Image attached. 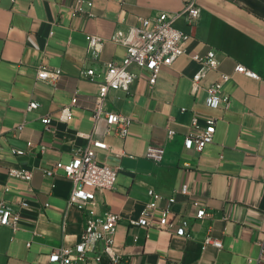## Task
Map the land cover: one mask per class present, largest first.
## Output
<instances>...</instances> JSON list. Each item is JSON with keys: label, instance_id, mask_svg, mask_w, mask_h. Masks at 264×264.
I'll use <instances>...</instances> for the list:
<instances>
[{"label": "crops", "instance_id": "1", "mask_svg": "<svg viewBox=\"0 0 264 264\" xmlns=\"http://www.w3.org/2000/svg\"><path fill=\"white\" fill-rule=\"evenodd\" d=\"M184 1L96 0L89 18L74 16L62 0H0V200L22 214L17 232L0 225V264H53L51 252L76 243L84 229L83 211L67 205L72 180L63 173L47 177L42 168L70 163L76 148L87 144L78 133L93 132L91 106L105 67L125 56L123 47L108 42L100 58L93 59L90 35L108 39L140 18L181 11ZM197 3L201 17L194 27L184 17L174 22L192 34L187 54L164 67L152 89L146 73L134 68L138 77L130 92H109L105 112L131 117L128 135L120 137L115 127L103 133L102 127L95 136L126 153L116 157L98 150L101 162L121 171L115 189L97 191L92 206L96 217L120 215L115 250L122 264H264V0ZM210 50L216 51L220 66L194 94L191 81L200 66L192 55ZM237 64L261 79L235 73ZM41 66L60 68L61 78L39 80ZM86 69L96 71L95 82L82 77ZM222 73L232 76L223 88L230 106L221 103L213 109L206 105V88ZM75 90L80 103L72 107V119L62 123L59 113L71 104ZM32 101L41 108L28 111ZM195 114L217 119L214 142L201 154L184 145ZM46 115L53 119L50 131L42 122ZM170 129L175 135H169ZM28 140L35 145L28 147ZM150 145L165 149L162 163L146 157ZM12 149L26 153L14 155ZM10 169L33 170L32 182L10 177ZM186 184L191 196L181 193ZM150 190L163 196L162 207L169 197L176 198V225L192 238L160 230L158 221L148 228L130 224L140 217ZM200 207L210 216L197 219ZM210 234L222 242L221 249L203 248Z\"/></svg>", "mask_w": 264, "mask_h": 264}, {"label": "built area", "instance_id": "2", "mask_svg": "<svg viewBox=\"0 0 264 264\" xmlns=\"http://www.w3.org/2000/svg\"><path fill=\"white\" fill-rule=\"evenodd\" d=\"M96 0H62L61 4L72 11L74 16L85 15L94 17L93 7ZM184 17L186 22L195 26L201 17V9L197 0H185L181 11L169 13L160 12L154 17L140 18L137 25L127 30L118 29L110 38L99 35H90L88 42V53L93 59H99L106 45L110 42L125 49V56L121 63L110 62L106 65L103 74V81L100 83L98 95L93 98L91 110L93 112L94 128L90 134L78 133V136L87 140L84 146H78L74 152V158L70 163L59 161L55 167L42 168L45 176L54 178L63 173L72 180L73 189L68 200V207H77L84 213V229L78 240L73 245L63 244L55 248L50 254V262L53 264H122L121 255L116 250V232L121 220L120 215L108 212L102 217H96L92 206L96 201V193L99 190H113L118 181L121 171L120 166H110L98 159V150H104L110 154L121 157L124 151L116 152L113 147L102 140L95 138L96 135L109 133L111 128H116V133L124 138L128 135L132 119L131 117L105 112L106 99L110 91L130 92L131 86L140 72L146 73V80L150 89L158 82L164 67L172 66L180 57L187 54V43L192 39V34L186 33L174 26V22ZM53 31L50 35H53ZM192 59L200 66L193 75L191 81L192 93H197L201 87L202 80L212 71L218 70L220 61L217 53L210 50L204 55L193 54ZM235 73L246 77L260 80L261 78L251 69L243 64H237ZM62 76L60 68L50 69L48 66H41L38 69L37 78L43 81L56 82ZM97 73L94 69H86L82 77L90 82H95ZM232 79L230 74L222 73L221 79L206 88V105L216 109L221 103L230 106V97L223 91L224 85ZM81 95L75 90L71 104L61 109L59 121L68 123L72 117V107L80 103ZM41 104L37 101L30 102L27 110L37 111ZM186 108H183L185 111ZM46 130H51L53 119L50 115L42 118ZM24 126L18 127L22 131ZM217 129V119L214 117H201L195 114L191 121L189 132L185 135L184 145L188 151L201 154L204 149L214 142ZM170 129L169 135H175ZM28 147H33L32 140L26 141ZM45 150V147H43ZM165 149L150 145L146 157L156 163H162L165 157ZM14 155H24V150L12 149ZM131 158L134 156L130 155ZM10 177L31 183L34 171L28 169H10ZM181 193L191 196L192 189L186 184L182 187ZM149 200L146 202L138 219H133L130 224L133 226L151 227L154 221H158V228L163 231H175L180 236L192 238L184 228H178L173 210L176 203L175 197L167 199V206H160L163 196L154 190L148 192ZM27 206V202H22ZM205 207H200L196 213L197 219L209 217ZM22 223V214L14 211L4 200H0V225L7 226L17 232ZM30 245L29 243L27 244ZM215 247L221 249L222 242L212 234L208 235L203 242V248ZM264 254V245L263 250Z\"/></svg>", "mask_w": 264, "mask_h": 264}]
</instances>
